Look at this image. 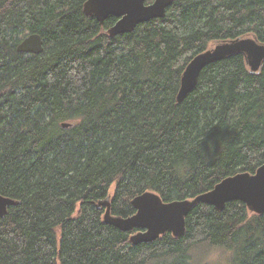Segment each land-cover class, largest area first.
Masks as SVG:
<instances>
[{
	"label": "trees",
	"instance_id": "16d2710c",
	"mask_svg": "<svg viewBox=\"0 0 264 264\" xmlns=\"http://www.w3.org/2000/svg\"><path fill=\"white\" fill-rule=\"evenodd\" d=\"M85 1L0 0V194L17 201L0 217V264H200L224 246L230 264H264V213L242 201L196 203L182 236L135 245L136 229L105 223L97 206L110 195L127 217L145 191L194 198L264 163V63L213 62L176 101L186 64L210 44L264 42V0H173L113 37L117 18L100 24ZM27 33L42 52L17 51Z\"/></svg>",
	"mask_w": 264,
	"mask_h": 264
},
{
	"label": "water",
	"instance_id": "95a60500",
	"mask_svg": "<svg viewBox=\"0 0 264 264\" xmlns=\"http://www.w3.org/2000/svg\"><path fill=\"white\" fill-rule=\"evenodd\" d=\"M173 0H86L82 11L87 16H94L103 24L109 16L117 20L106 30L115 35L132 32L138 24L153 18H161ZM17 51L38 54L43 51V39L39 33H27L17 45ZM241 54L251 72L260 71L264 63V42L254 35L239 36L213 42L205 50L194 55L186 64L181 76L176 101L181 102L197 84L201 70L207 65ZM64 127L70 123H62ZM109 195L97 203L105 207L103 221L124 231L136 229L130 235V242L135 245L150 242L170 231L174 237L185 232V218L196 203L212 205L216 210L224 209L227 202L242 201L250 213H264V163L254 173L240 172L228 176L217 183L211 190L194 198L163 201L154 191H145L132 198L135 212L127 217L113 215L110 211ZM17 203L11 197L0 194V217L8 206Z\"/></svg>",
	"mask_w": 264,
	"mask_h": 264
},
{
	"label": "clouds",
	"instance_id": "9594fccd",
	"mask_svg": "<svg viewBox=\"0 0 264 264\" xmlns=\"http://www.w3.org/2000/svg\"><path fill=\"white\" fill-rule=\"evenodd\" d=\"M206 246L199 245L198 247H194L192 249V254L194 257L199 255V252L202 251ZM233 252L230 248L224 246L220 248H216L212 250L211 259L218 261L219 264H230L231 257Z\"/></svg>",
	"mask_w": 264,
	"mask_h": 264
},
{
	"label": "rangeland",
	"instance_id": "374dc122",
	"mask_svg": "<svg viewBox=\"0 0 264 264\" xmlns=\"http://www.w3.org/2000/svg\"><path fill=\"white\" fill-rule=\"evenodd\" d=\"M150 1H151V0H150ZM114 188H115L114 185H112L111 188H110V194H111V195H112L113 192H114ZM213 249H216V248H213ZM213 249H211V250H209V251H207L206 249L203 250V252L201 253V256H200V258H201V262H200V264H219L218 261L212 260V259L210 258Z\"/></svg>",
	"mask_w": 264,
	"mask_h": 264
}]
</instances>
